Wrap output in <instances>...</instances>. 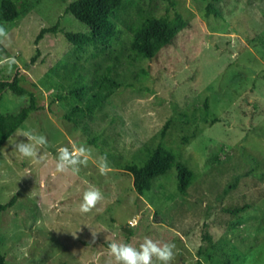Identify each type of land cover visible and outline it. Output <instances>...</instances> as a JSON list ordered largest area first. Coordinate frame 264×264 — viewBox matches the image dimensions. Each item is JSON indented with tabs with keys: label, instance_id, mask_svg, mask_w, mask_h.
<instances>
[{
	"label": "rangeland",
	"instance_id": "1",
	"mask_svg": "<svg viewBox=\"0 0 264 264\" xmlns=\"http://www.w3.org/2000/svg\"><path fill=\"white\" fill-rule=\"evenodd\" d=\"M8 1L16 14L5 18ZM69 1L0 0V25L10 33L0 56L17 61L11 72L0 67V78L17 74L38 105L0 145V202L14 196L0 210L5 264H115L109 242L138 248L146 237L175 244L171 264H264V0H218L219 14L205 13L208 0H123L112 16L116 35L97 54L65 38V30L87 29L64 11ZM175 12L187 25L173 42L150 59H133L129 27ZM56 20L57 30L34 42ZM107 66L118 82L111 94L76 121L65 118L79 102L71 89L80 74ZM28 99L4 89L0 110L16 111ZM18 130L46 136L47 163L13 151L9 141L27 142ZM159 141L194 171L185 192L174 165L143 193L134 189L123 165ZM72 144L91 149L96 163L57 173L58 149ZM101 157L107 175L99 173ZM89 188L103 200L81 213ZM88 226L98 233L94 242Z\"/></svg>",
	"mask_w": 264,
	"mask_h": 264
},
{
	"label": "trees",
	"instance_id": "2",
	"mask_svg": "<svg viewBox=\"0 0 264 264\" xmlns=\"http://www.w3.org/2000/svg\"><path fill=\"white\" fill-rule=\"evenodd\" d=\"M123 0H70L64 6V11L71 13L76 19L83 22L87 29L72 31L65 30V38L73 43L77 48L83 49L87 46L93 47V54L105 51L116 35L117 29L113 24L112 16ZM218 0H208L205 13L213 12L219 14L216 5ZM16 14V5L13 1H8L3 7L2 17L10 18ZM58 20L53 24L41 26L35 34L34 42L42 37L45 32H55ZM187 25V20L179 13L172 16L148 15L135 25H131V37L129 39V49L134 53L133 59H150L158 49L168 43H172L177 32ZM36 52L31 55L34 59ZM2 57L0 56V59ZM116 74V72H114ZM76 80L71 93L79 101L72 104L65 112L64 117L76 121L77 115H86L93 112L105 98L111 94L112 86L118 82L111 73V66H107L105 71L96 72L92 77L84 76ZM9 89L17 94L28 93L29 99L16 111L2 112L0 110V145L10 136L14 130L22 123L28 114L38 107L35 94L26 89L20 83V78L14 74L10 79L0 78V98L2 91ZM168 120L159 129L158 134L163 137ZM171 165L176 169V187L180 192H185L186 187L195 176L194 171L186 163L176 157L175 152L165 147L160 141L152 147H146L144 156L140 161H130L123 165L132 175V185L136 191L143 193L149 189L154 176L165 172ZM14 196L7 201L0 202V210L12 205ZM247 204L234 207L232 212L243 209ZM229 210V209H227ZM0 264H5L4 255L0 251Z\"/></svg>",
	"mask_w": 264,
	"mask_h": 264
},
{
	"label": "clouds",
	"instance_id": "3",
	"mask_svg": "<svg viewBox=\"0 0 264 264\" xmlns=\"http://www.w3.org/2000/svg\"><path fill=\"white\" fill-rule=\"evenodd\" d=\"M10 40V33L4 25H0V44H7ZM17 63L15 57H5L0 59V67L7 66V71L11 72L13 66ZM17 136H24L27 142L24 141H9L13 145V151L21 157L35 160L37 162L47 163V154L42 150L48 145V140L43 134H35L30 131H17ZM92 160L91 149L80 145L72 144L71 147H61L58 149V155L55 161V170L60 174L75 175L80 171V167H87L89 161ZM99 173L107 175L110 168L106 157H101L97 164ZM103 200V193L98 188H89L83 193V200L79 206L81 213H88L95 209ZM132 227H135V222H130ZM89 227V226H88ZM90 228V227H89ZM91 229V228H90ZM93 242L97 238V232L91 229ZM76 235V234H73ZM175 244L166 242L160 244L151 238H145L139 247H134L131 244L109 242L110 255L114 257L115 264H155V261L160 264H171L175 259Z\"/></svg>",
	"mask_w": 264,
	"mask_h": 264
}]
</instances>
